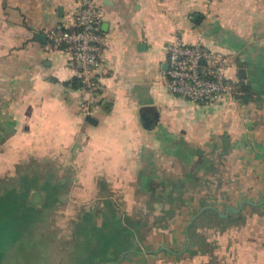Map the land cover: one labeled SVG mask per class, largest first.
Masks as SVG:
<instances>
[{
    "label": "crops",
    "instance_id": "crops-1",
    "mask_svg": "<svg viewBox=\"0 0 264 264\" xmlns=\"http://www.w3.org/2000/svg\"><path fill=\"white\" fill-rule=\"evenodd\" d=\"M95 1L107 44L102 88L89 96L66 66V51L47 36L72 27L77 1L0 0V179H17L35 163L56 168L67 219L111 213L128 241L106 264H122L124 255L128 264H151L157 251L189 260L186 236L182 252L156 238L146 241L159 246L141 252L122 223L132 212L167 210L172 196L189 199V212L241 206L226 218V263L264 264V0ZM174 38H200L227 58L230 97L193 105L168 92L163 48ZM209 197L214 203L202 206ZM239 216L244 227L231 223ZM216 254L191 255L202 262Z\"/></svg>",
    "mask_w": 264,
    "mask_h": 264
},
{
    "label": "rangeland",
    "instance_id": "rangeland-1",
    "mask_svg": "<svg viewBox=\"0 0 264 264\" xmlns=\"http://www.w3.org/2000/svg\"><path fill=\"white\" fill-rule=\"evenodd\" d=\"M55 169L49 164L35 163L28 165V169L20 172L17 179H0V264L117 262L123 254L121 250L127 247L128 241L123 239L120 229L113 226L109 217L111 213L95 210L78 211L67 219L61 189L54 185L57 184L59 175ZM217 184L220 189L221 187L225 189L227 186L225 180ZM166 199L167 210L165 211L131 213L132 230L137 237L135 250L146 252L148 245L159 246L158 243L154 245L152 241H146L152 238L162 240L164 242L162 245L170 250L182 252L185 248V226L189 222L188 219L197 211H185L186 206L191 202L189 199L184 201L182 197L177 196L166 197ZM214 201L210 197L204 198L202 206L212 204ZM220 209H223L222 205ZM235 219L231 222L236 224L235 226L238 224L245 226L241 216ZM180 220L183 222L179 229L177 225L181 223ZM97 225H102V228L96 227ZM228 229H230L228 221H219L214 213L206 211L198 220L195 219L189 233L187 231L189 245L191 246L194 242L197 246L196 249L191 250H188L190 248L188 246V249L183 252L185 254L189 251L188 261L181 258L162 257L157 251L155 254L160 258L153 259L151 264H227L225 257ZM144 240L147 243H144ZM151 250H157V248H151ZM213 252L217 253L218 258L224 257L223 260L215 257L204 258L201 262V260L195 261V257L192 258L194 255H191ZM127 257L129 259L130 256ZM128 259L124 255L120 262L128 264Z\"/></svg>",
    "mask_w": 264,
    "mask_h": 264
},
{
    "label": "built area",
    "instance_id": "built-area-1",
    "mask_svg": "<svg viewBox=\"0 0 264 264\" xmlns=\"http://www.w3.org/2000/svg\"><path fill=\"white\" fill-rule=\"evenodd\" d=\"M76 1L72 27L51 30L47 36L54 46L66 51V66L75 72L78 86L92 96L102 88L97 73L107 41L100 31L101 15L96 1ZM163 49L168 64L166 89L171 95L193 105L217 103L230 97L227 75L231 64L224 55L205 49L200 38L190 44L174 38Z\"/></svg>",
    "mask_w": 264,
    "mask_h": 264
},
{
    "label": "water",
    "instance_id": "water-1",
    "mask_svg": "<svg viewBox=\"0 0 264 264\" xmlns=\"http://www.w3.org/2000/svg\"><path fill=\"white\" fill-rule=\"evenodd\" d=\"M37 39L39 40H42V36L41 35H37L36 36ZM244 73V71L242 69H239L238 70V75L241 76L242 74ZM86 121L89 122V123H95L94 119L90 116L86 117ZM147 128H150V125H147ZM240 208L241 206L238 208V209H233L232 207H227L224 209V211L221 213L219 212L218 210L212 208V207H205L203 209H201L195 216L192 217L190 223L187 225V228H186V239H187V247L189 246V238H188V235H187V229H188V226L196 219L198 218V216H200L205 210L209 209V210H213L214 212L217 213V215L219 216V218L221 219H225L228 217L229 213L231 214H238L240 212ZM123 223L126 227L128 228H131L132 229V226H133V222L131 221L130 217L128 216H125L123 218Z\"/></svg>",
    "mask_w": 264,
    "mask_h": 264
},
{
    "label": "trees",
    "instance_id": "trees-1",
    "mask_svg": "<svg viewBox=\"0 0 264 264\" xmlns=\"http://www.w3.org/2000/svg\"><path fill=\"white\" fill-rule=\"evenodd\" d=\"M214 215H215V217H216L217 220L222 221V222H227V219L226 218L225 219H221V218L218 217V215H216V214H214ZM131 237H132V235H131Z\"/></svg>",
    "mask_w": 264,
    "mask_h": 264
}]
</instances>
